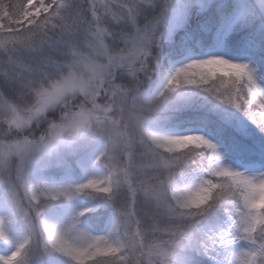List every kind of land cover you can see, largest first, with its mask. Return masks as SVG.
<instances>
[{
    "label": "snow or ice",
    "instance_id": "snow-or-ice-1",
    "mask_svg": "<svg viewBox=\"0 0 264 264\" xmlns=\"http://www.w3.org/2000/svg\"><path fill=\"white\" fill-rule=\"evenodd\" d=\"M0 264H264V0H0Z\"/></svg>",
    "mask_w": 264,
    "mask_h": 264
}]
</instances>
